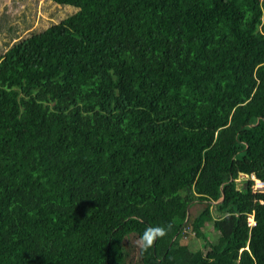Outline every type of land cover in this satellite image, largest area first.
Here are the masks:
<instances>
[{"label":"trees","instance_id":"trees-1","mask_svg":"<svg viewBox=\"0 0 264 264\" xmlns=\"http://www.w3.org/2000/svg\"><path fill=\"white\" fill-rule=\"evenodd\" d=\"M25 8L0 14V264H264V0Z\"/></svg>","mask_w":264,"mask_h":264},{"label":"rangeland","instance_id":"rangeland-1","mask_svg":"<svg viewBox=\"0 0 264 264\" xmlns=\"http://www.w3.org/2000/svg\"><path fill=\"white\" fill-rule=\"evenodd\" d=\"M46 0H27V1H21V0H2V3L0 4V14L3 11H6V13L12 14L17 12L19 9L23 10L26 9L25 7L29 6L32 14L35 16V22L30 28H36L39 27L41 23H43L42 18H50V16L47 13H44V4ZM44 25V24H43ZM247 180V176H240L239 181L240 183H244ZM203 209L202 205L199 203H195L190 211L193 212L192 214L196 215ZM250 223H253V218H250ZM218 231L214 230L213 228H210L209 236L210 238L218 236Z\"/></svg>","mask_w":264,"mask_h":264},{"label":"built area","instance_id":"built-area-1","mask_svg":"<svg viewBox=\"0 0 264 264\" xmlns=\"http://www.w3.org/2000/svg\"><path fill=\"white\" fill-rule=\"evenodd\" d=\"M254 178V177H253ZM255 179V178H254ZM255 188H264V182L260 181L259 179H255Z\"/></svg>","mask_w":264,"mask_h":264},{"label":"water","instance_id":"water-1","mask_svg":"<svg viewBox=\"0 0 264 264\" xmlns=\"http://www.w3.org/2000/svg\"><path fill=\"white\" fill-rule=\"evenodd\" d=\"M189 214H190V207H188V215H187V218L189 217Z\"/></svg>","mask_w":264,"mask_h":264}]
</instances>
